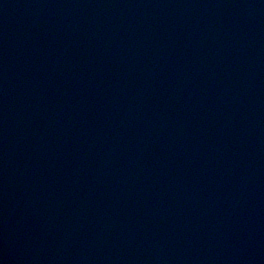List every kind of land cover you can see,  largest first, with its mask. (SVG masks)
Wrapping results in <instances>:
<instances>
[{"label": "water", "instance_id": "95a60500", "mask_svg": "<svg viewBox=\"0 0 264 264\" xmlns=\"http://www.w3.org/2000/svg\"><path fill=\"white\" fill-rule=\"evenodd\" d=\"M0 264H264V0H0Z\"/></svg>", "mask_w": 264, "mask_h": 264}]
</instances>
